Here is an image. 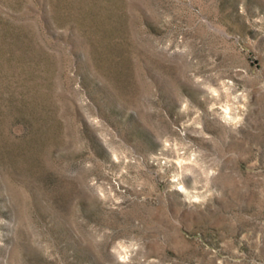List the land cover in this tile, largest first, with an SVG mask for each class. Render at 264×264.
<instances>
[{
	"label": "rangeland",
	"instance_id": "rangeland-1",
	"mask_svg": "<svg viewBox=\"0 0 264 264\" xmlns=\"http://www.w3.org/2000/svg\"><path fill=\"white\" fill-rule=\"evenodd\" d=\"M0 264H264V0H0Z\"/></svg>",
	"mask_w": 264,
	"mask_h": 264
}]
</instances>
